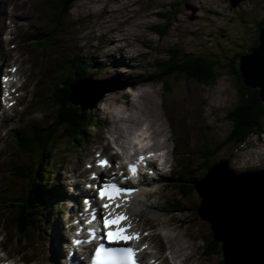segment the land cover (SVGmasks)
Wrapping results in <instances>:
<instances>
[{"label": "rangeland", "instance_id": "rangeland-1", "mask_svg": "<svg viewBox=\"0 0 264 264\" xmlns=\"http://www.w3.org/2000/svg\"><path fill=\"white\" fill-rule=\"evenodd\" d=\"M58 1L0 0V62L7 60V67L20 65L22 81H28L29 77L27 95L9 112H0V195L5 193L12 180L10 169L14 162L11 160L20 162L23 159L30 163L32 156L18 153L13 133L22 137L34 129L33 126L50 121L52 104L44 98L43 90L50 80H58V64L64 58L76 53L86 55L92 63L103 67L101 71L92 70L97 72L91 75L93 81L80 84L84 90L90 87L99 92L104 90L101 100L92 108L101 122L88 129L84 136L86 143L71 147L67 142L59 146L58 153L54 154L58 159L55 185H62L68 193L73 180L79 179L80 171L89 172L85 162L93 157L94 150H108L107 142L113 143L106 111L115 106H125L133 96L145 91L153 95V99L142 94L140 105L131 107L135 110L133 112L145 110L147 116L155 119L154 122L158 120L159 124L162 116L164 125L178 135L179 141H171L175 147L172 171L160 176L157 182L149 179L148 185L139 193L144 200H148L150 208L136 202L132 205L141 211L138 221L151 232L156 243L159 234L184 232L185 238L194 242L189 241L192 245L188 251L189 264H224L222 245L216 241L219 243L213 246L210 240L213 238L211 223L201 218L197 211L200 204L198 198L201 200L197 189L189 196L181 197L178 183L172 184L171 178H181V174L187 177L189 183L201 181L208 172L207 166L222 159H228L230 167L237 172L257 171L264 178V131L260 136L248 138L245 145L238 149L227 142L234 128L232 114L240 105L241 85L232 73V58L237 52H250L254 46L259 21L264 19V0H243L237 7H233L230 0H133L134 4L127 3L128 8H125L124 0H78L69 16L57 23L54 16L56 9L60 11ZM11 22L17 23L18 32L16 39L9 43L5 39L10 35L7 27ZM50 32L56 39L47 48L40 49L34 45L33 42L43 39V33ZM107 35L122 41L115 40L114 45L106 47ZM126 36L130 39H125ZM12 44H16L18 53L11 48ZM117 45H123L125 50H117ZM175 51L180 56L189 53L217 60L216 69L220 75L209 84L179 74L168 75L165 83L142 82L161 66L165 67L162 63L167 62ZM188 99L192 103L187 104L186 109L183 105ZM78 103L85 105L87 101ZM155 107L158 108L157 114ZM187 115L189 132L185 127ZM135 120L143 123L139 117ZM165 126L162 127L167 129ZM188 135L195 139L193 152L185 149ZM165 140L168 143L169 138ZM31 162L34 163V159ZM182 163L186 165L184 170L180 168ZM52 179L55 177L52 176ZM226 182L218 179L222 187ZM14 185L13 191H16L12 195L15 196L26 187V181L17 178ZM151 191L156 193L150 195ZM178 202L181 205L176 212H166L172 208L168 206ZM59 204L69 208L67 202ZM57 212L60 213L57 219L62 226L69 216L68 211L60 212L58 208ZM11 220L10 207L0 202V244L10 255V263H62L59 255L63 252L58 249L61 241L57 240L59 226L55 221L53 228L50 224V229L32 231L27 239L20 240L15 235ZM62 236L65 237L63 230ZM64 241L66 237L63 238V245ZM155 246L152 248L160 254L169 253L165 255L169 256L165 262L173 261L171 248L167 246L161 253ZM184 257L181 256L178 263L188 262L181 260Z\"/></svg>", "mask_w": 264, "mask_h": 264}, {"label": "trees", "instance_id": "trees-1", "mask_svg": "<svg viewBox=\"0 0 264 264\" xmlns=\"http://www.w3.org/2000/svg\"><path fill=\"white\" fill-rule=\"evenodd\" d=\"M77 1L59 0L57 3L60 11L55 10L54 20L58 23L62 18L68 17ZM56 8L58 7L56 6ZM263 25L264 19L259 21L253 47L259 44L260 28ZM159 31L164 32L163 30ZM42 37L43 39L35 42V44L39 48L45 49L50 42L54 41L55 35H52V32L50 34L43 33ZM241 54L240 52L235 53L231 64L232 73L241 85L239 89L240 105L232 114L234 116V128L227 140L228 143L236 146V149L244 146L251 136H260L264 131V101L260 96V89H252L247 86L242 74L238 71L236 62ZM95 64L96 62L92 63L86 55L79 53L64 58L63 62L58 64L60 66L58 80H50L43 90L44 98L52 104L50 121L37 125L31 131L24 133L22 137L18 136L16 140L18 153L21 155L31 154V160L30 163L23 159L20 162L11 160L12 163L14 162L12 169H10L12 180L6 186L5 193L0 195V202L2 205L10 207L12 211L11 226L20 240L27 239L30 232L40 225L44 219L47 213L45 210L50 211L54 206L50 202L49 195L55 193V187L51 186V181H53L52 176L56 174L58 159L54 154L58 153L59 146L67 142L71 147L84 144L82 142L85 141L84 136H86L88 129L95 126L97 122H101V119L94 114L92 108L84 109L83 106L72 99L78 83L87 80L93 73L96 75L97 72H93V69L102 70L103 67ZM162 64H165V67L161 66L142 82L165 83L168 75L179 74L181 77L193 78L203 84H209L220 75V72L216 69L217 60L204 55L192 56L189 53H184L180 56L179 52L175 51L171 53L168 61ZM91 79L94 78L91 77ZM97 104L98 102L94 107ZM32 159H34V163L31 162ZM212 164L213 162L207 166V170L210 169ZM17 178L25 179L26 187L14 196L12 195L14 191L11 186L14 185ZM187 180L185 175H182L181 178H171L172 184L178 183L177 188L181 197L189 196L200 184V180L191 183ZM10 195L12 196L10 197ZM173 207L175 208L171 211H177L180 203ZM50 223H52L51 220H49ZM210 240L213 246H216V243L219 242L221 245V241L216 242L213 238H210Z\"/></svg>", "mask_w": 264, "mask_h": 264}, {"label": "bare ground", "instance_id": "bare-ground-1", "mask_svg": "<svg viewBox=\"0 0 264 264\" xmlns=\"http://www.w3.org/2000/svg\"><path fill=\"white\" fill-rule=\"evenodd\" d=\"M129 1H130V5H132V4L135 3V2H132L133 0H124L125 8H128L127 6H129V5H127V3ZM27 9H29V8L27 7ZM33 12H35V10ZM23 37H24V35H23ZM128 37L129 36H126L125 39H128ZM129 39H130V37H129ZM115 40H117L116 37H113V36L110 37V35H107V37L105 38V46L106 47H109L111 45H114L113 43L115 42ZM117 41L121 42L122 40H117ZM102 45H103V43H102ZM116 49L117 50L124 51L125 50V47L123 45H121V46L120 45L119 46L117 45V48ZM113 54H115V53H113ZM81 88H82V91H81ZM100 89H102V88H100ZM97 90L98 89H96L95 87H90L87 90H84V87L82 85H77L75 87V93L73 95V98L75 99V97L78 96L82 100H77L76 99L77 102L87 101V104L88 105H90L92 103V106H94V104L97 102V99H96V96L98 94V91ZM142 94L144 96L148 97V98H152L153 99V95L148 94L145 91L144 92L142 91L137 96H133L132 95L133 96L132 99H130V101H127L124 104L125 106H115L112 110L106 111V113L108 114V119L106 118V120L108 122L109 133L111 135H113V136H116V137H118V136H124V137H126L125 135L129 136V135H132L134 133H137V131L139 129H141V127L144 124H147L148 125V127H147L148 134H147V136H148V138L150 140L154 141V145L153 146H155V147H159L160 145L168 146L169 144L166 142L167 140H165V139L169 138V134H168V130L162 127V126H164V123L161 122L160 123V124H162V126H161L157 122L158 120L156 122H154L155 119H151L150 117H148L147 116V113L145 112V110L139 109L138 110L139 113H138V112H133L135 110H133L131 108L134 105H136V106H139L140 105V98H141ZM187 101L188 102H186V104L183 105L184 108H186L185 106H187V104H189L191 102L190 99H188ZM157 111H158V108L155 107L156 114H157ZM136 117H139V119H142L143 123L137 122L135 120ZM187 117H188V115L185 118V127L187 129L186 132H189L190 131V126H189V123H188L189 120L187 119ZM36 126L37 125H35L33 127L35 128ZM157 137H159V140H157ZM111 139H112V137H111ZM115 139L117 140L118 138H115ZM161 139H164V141L161 142ZM184 140H186V139L184 138ZM194 140L195 139L192 137V135H190V136L188 135L187 136V140L185 141V149L188 152H193V150H194V147H193L194 146L193 145L194 144ZM82 143H86V141H83ZM115 144L118 145V146H120L121 150H124L125 147H126V144H123V143H121L119 141H116ZM131 145H132V142H131L130 146ZM18 171H19V169H18ZM129 175L132 177V175L130 174V172H129ZM180 177H182V175H180ZM215 179H217V181L215 180V182H214V188L213 189L212 188L210 189V186H207V184H208L207 182L203 183L204 192L200 191L199 190L200 188H198V191L197 192L199 194V197H201V200H200V198H198V201L200 203L199 206H198V209H197L198 213L199 212H203L206 216H208L207 211H205V208H202V209L199 210L200 206L202 205V201L204 199V196L203 195H205L207 200H209L211 198V199H213V202H215V203H217L219 205L217 208H219V207L222 206V209L219 211V215H220L219 218H218L219 223H222V224H230L237 217L243 216L245 219H247L250 222V223H247V224H249L250 226L252 225L251 227H248V228H245L244 227L245 230H246L247 235H248L249 232L253 233L254 235L258 234L259 232L261 233V231H262L261 226L264 225V224L256 225L255 220L252 218V213H253V199H252V195H251L250 191L247 190V191L244 192V191H241V190H238V189L235 190L234 189V186L231 183V181L226 182V184L224 185L225 187H222L220 184H218V179H223V177L221 175L218 176V177H216ZM144 185L146 186L148 184L145 183ZM250 190H256V189L250 188ZM25 192H27V191H25ZM155 193H156V191H151L149 194L150 195H152V194L154 195ZM235 193H242V196H241V198L239 199L238 202H237ZM134 202H136L138 204H141V205H146V206H148L150 208V204H149L148 200H144L141 196H138V198H135ZM22 207H23V205H22ZM130 210H131L132 215L135 218V221L137 222L139 220V218H140L141 211L137 208V206H132V203H130ZM239 221L242 222V220L236 219L235 220V223L237 225H240V222ZM150 238H151V240H153L156 243L155 238L151 235V232H150ZM188 238L190 239V237H188ZM253 238H254V240L252 239V241L254 243L255 242L257 243L256 238L255 237H253ZM189 241H191V243L194 244V242L192 240H189ZM189 241H188L187 238H185L184 232H181V231L180 232H177L175 235L159 234L157 236V243H156L157 245L155 247L161 253H162V250L165 247L168 246L169 248H171L172 251L170 252V255H171L170 257L172 258V260H174V262H177L178 263V260L180 259L181 256L182 257L183 256L186 257V258L184 257V259L182 258L183 260H185L187 258L189 259V256L190 255H189L188 251L190 250V247L192 246V245H190ZM259 247H262V244H259ZM61 251L63 252V248H62ZM255 253L256 252L253 251L252 252V255H254ZM154 255H157V254H154ZM178 264H180V263H178Z\"/></svg>", "mask_w": 264, "mask_h": 264}, {"label": "water", "instance_id": "water-1", "mask_svg": "<svg viewBox=\"0 0 264 264\" xmlns=\"http://www.w3.org/2000/svg\"><path fill=\"white\" fill-rule=\"evenodd\" d=\"M242 1L243 0H230L233 7H237ZM236 65L238 71L244 78L245 84L252 89H260V96L264 101V25L260 28L259 44L253 47L250 52L241 54ZM87 81H93V79L89 77L87 80L77 85ZM103 92L104 90L101 92L98 91L99 97L97 102L102 97ZM76 97L74 99L72 96V99L77 104L81 105L76 101ZM77 100L82 99L78 97ZM81 106H83L84 109L94 107L92 103L90 105L85 104ZM220 175L223 177L224 181H231L235 190L238 189L244 192L247 190L250 191L253 199L252 218L255 220L256 225L264 224V178L257 174V171L237 172L230 167L228 159H222L220 162L211 165L210 169L197 186V190L200 188L199 190L204 192L202 182H207V186L213 189L214 182L215 180L217 181L215 178ZM250 188L256 190H250ZM235 195L238 202L242 193H235ZM203 196L204 199L199 210L205 208L208 216L203 212H199V214L202 218L211 223L214 240L222 242L224 264H264V225L261 226V233L259 232L254 235L249 232L247 235L245 228L251 227L252 225L250 226L247 224L250 222L243 216L236 218L242 220V222L239 221L240 225L235 223L236 219L230 224L219 223V211L222 209V206L217 208L219 205L213 202V199L210 198L207 200L206 196ZM253 237L256 238L257 243L252 241V239L254 240ZM259 244H262V247H259ZM253 251L256 252L254 255H252Z\"/></svg>", "mask_w": 264, "mask_h": 264}, {"label": "snow or ice", "instance_id": "snow-or-ice-1", "mask_svg": "<svg viewBox=\"0 0 264 264\" xmlns=\"http://www.w3.org/2000/svg\"><path fill=\"white\" fill-rule=\"evenodd\" d=\"M141 160H143V157H141ZM102 165H107V161H101ZM133 173H135V167L133 166L132 168ZM120 192V189L117 188L116 185H110L108 188L104 189L101 191L100 195L101 197L108 195L109 196V200H112L113 195L118 194ZM105 208L109 207L108 204L104 205ZM117 207H119V205H117ZM111 215V213L109 214ZM126 219L125 216L123 215H118L116 217V219L112 220L109 219L107 217L104 218V225L105 227L111 225V224H119L120 220ZM118 232H123V229H117ZM107 238L109 240L114 238V233L112 231H109L107 233ZM118 239H130L131 237H125L124 235H119L118 237H116ZM132 253L133 250L131 248H127V249H116L114 251H109L108 249H105L103 246L100 247L99 251L96 253L97 255V264H102L100 257H114V256H121V257H126L128 259H131L132 257Z\"/></svg>", "mask_w": 264, "mask_h": 264}]
</instances>
